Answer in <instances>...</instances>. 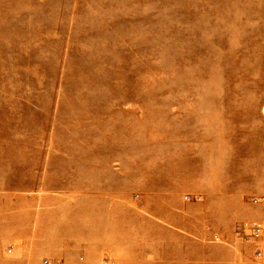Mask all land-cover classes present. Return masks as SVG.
<instances>
[{
    "label": "rangeland",
    "instance_id": "rangeland-1",
    "mask_svg": "<svg viewBox=\"0 0 264 264\" xmlns=\"http://www.w3.org/2000/svg\"><path fill=\"white\" fill-rule=\"evenodd\" d=\"M254 222L264 0H0V264H264Z\"/></svg>",
    "mask_w": 264,
    "mask_h": 264
},
{
    "label": "built area",
    "instance_id": "built-area-1",
    "mask_svg": "<svg viewBox=\"0 0 264 264\" xmlns=\"http://www.w3.org/2000/svg\"><path fill=\"white\" fill-rule=\"evenodd\" d=\"M253 201L255 203L259 202V198H254ZM262 232H264V222L239 225L236 230L237 235H243L246 239L259 238L262 236ZM8 251L12 252L13 249L9 248ZM257 256H262V251L260 249H258ZM41 264H65V262L58 259L44 258ZM103 264H112V261L109 258H105Z\"/></svg>",
    "mask_w": 264,
    "mask_h": 264
},
{
    "label": "crops",
    "instance_id": "crops-1",
    "mask_svg": "<svg viewBox=\"0 0 264 264\" xmlns=\"http://www.w3.org/2000/svg\"><path fill=\"white\" fill-rule=\"evenodd\" d=\"M262 245H264V241L262 243H260V244L258 243L257 244V248L261 249L262 255L264 256V248H263ZM65 264H94V263H90L88 261H81V260L71 259L68 263L65 262ZM96 264H98V262Z\"/></svg>",
    "mask_w": 264,
    "mask_h": 264
},
{
    "label": "bare ground",
    "instance_id": "bare-ground-1",
    "mask_svg": "<svg viewBox=\"0 0 264 264\" xmlns=\"http://www.w3.org/2000/svg\"><path fill=\"white\" fill-rule=\"evenodd\" d=\"M250 32H252L251 29L249 30V33H250ZM250 36H251V35H250ZM250 39H251V38H250ZM238 72H239L238 69H233V70H232L233 75H235V74L238 73Z\"/></svg>",
    "mask_w": 264,
    "mask_h": 264
}]
</instances>
